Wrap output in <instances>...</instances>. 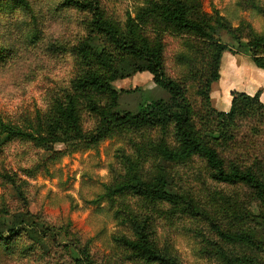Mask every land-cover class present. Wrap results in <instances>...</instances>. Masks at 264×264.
I'll return each instance as SVG.
<instances>
[{
	"label": "rangeland",
	"instance_id": "1",
	"mask_svg": "<svg viewBox=\"0 0 264 264\" xmlns=\"http://www.w3.org/2000/svg\"><path fill=\"white\" fill-rule=\"evenodd\" d=\"M88 1L93 0H82L81 5ZM182 1L191 19L204 23L209 34L232 49L234 57L251 62L249 43L255 36L264 38V0ZM96 2L104 18L121 32L126 31L129 16L135 19L138 10L148 6V0ZM90 22L87 37L72 50L74 66L71 57L64 64V50L54 33L55 57L50 58L48 52H41L40 57L46 65L59 61L55 72L37 71L22 81L0 80L1 120L32 133L48 121L58 101L76 98L74 86L85 72L103 75L123 61L112 83L119 93L115 101L93 92L75 99L85 139L76 141L69 134L61 135L62 142L37 145L0 132V233L4 235L0 264H18L20 259L32 264H147L132 258L122 243L135 239L134 219L149 225L155 247L178 264H226L222 252L264 264L262 208L251 190L217 182L199 158L183 163L163 161L151 143L164 140L174 146L172 127L165 137L160 129L114 127L113 112L138 114L152 102H163L171 110L174 105L151 74L140 72L135 60L122 58L105 37L92 32ZM141 34L152 42L162 39L165 73L183 87L201 139L217 151L228 169L251 170L264 182V107L244 103L234 119L218 117V113L230 112L233 101L231 92L222 89L234 85L233 91H240L248 80L229 74L223 83L213 82L212 53L206 40L163 32L152 22L142 26ZM8 41L5 37L3 42ZM259 54L264 56L263 51ZM102 55L106 61L100 63L98 56ZM230 56L224 54L222 64ZM251 82L260 84L259 79ZM95 107L98 113L92 110ZM102 133L99 141H92ZM133 176L147 183L164 181L165 190L188 205L193 203L195 212L165 202L151 204L129 192L111 197L114 188ZM212 222L226 232L248 234L255 245L224 243ZM13 232L18 235L11 239Z\"/></svg>",
	"mask_w": 264,
	"mask_h": 264
},
{
	"label": "trees",
	"instance_id": "2",
	"mask_svg": "<svg viewBox=\"0 0 264 264\" xmlns=\"http://www.w3.org/2000/svg\"><path fill=\"white\" fill-rule=\"evenodd\" d=\"M81 7L87 9L91 15L92 19L89 27L92 32L105 37L122 58L132 59L139 63L140 72L145 71L151 74L156 85L168 92L173 101V110L169 109L163 102H152L142 107L138 114L125 113L121 116L113 112L111 113V119L114 127L118 130L160 129L163 137L167 135L169 128L172 127L174 146L169 145L164 140L157 144L151 143V148L157 156L167 163H183L193 158L203 160L217 182L232 186L242 185L254 193L256 200L261 205V220L264 222V182L251 170H242L238 166H232L228 169L217 151L201 139L192 123V110L183 87L165 73L162 39L157 37L152 42L141 34V28L152 22L160 26L163 32L169 31L178 36H192L210 42L212 53L210 66L211 71L214 73L213 82H219L220 80L223 55L229 53L235 56L232 49L209 34L210 29H207L204 23L191 19L189 17L190 9L182 0H148V6L140 8L135 19L131 16L128 17L125 32H121L118 27L104 18L96 0L88 1ZM248 47L251 50L252 64L257 69L264 71V56L259 54L262 51L264 52V38L255 36ZM90 54L93 55V53ZM86 59L88 58L86 57ZM98 60L100 63L106 61L104 55L98 56ZM122 62L118 61L116 67L112 65L111 71L109 69L103 75L90 71L85 72L82 79L74 86L75 97L79 98L83 94L87 95L93 92L99 95H109L112 101H115L119 93L113 90L112 83L119 77V65ZM120 78H124L123 75ZM231 95L233 101L230 112L228 114L218 113L219 118L234 119L241 104L244 103L254 102L264 107L260 101V93H257L254 97L238 92H233ZM76 98L69 96L66 102L58 101L48 121L43 127L32 129V133L5 124L1 118L0 132L11 137L26 138L37 145L62 142L61 135L67 136L69 134L75 137L76 141H81L86 136L79 127ZM113 107H115L114 104ZM92 110L99 112L97 107ZM104 134H108V131H105ZM103 136L102 133V135L91 139L93 142L99 141ZM165 189L166 183L164 181L147 183L133 176L122 187L116 190L114 188L111 191V197L119 193L129 192L151 204L165 202L176 208L186 207L195 212L196 208L193 203L188 205V201L168 193ZM212 226L218 237L226 244L248 247L255 245L253 239L246 233L226 232L213 222ZM132 227L135 232V239H123L122 241L124 247L131 252L132 258L144 261L147 264H178L167 252H162L155 247L150 239L147 223H140L134 219ZM17 235L18 232H13L10 237L12 239ZM3 238L4 235L0 233V242L4 240ZM220 257L226 264H253L252 260L246 256L232 258L222 252Z\"/></svg>",
	"mask_w": 264,
	"mask_h": 264
},
{
	"label": "clouds",
	"instance_id": "3",
	"mask_svg": "<svg viewBox=\"0 0 264 264\" xmlns=\"http://www.w3.org/2000/svg\"><path fill=\"white\" fill-rule=\"evenodd\" d=\"M82 0H0V80L22 81L37 71L55 72L60 62L46 65L40 57L48 52L50 58L53 34L64 50V64L75 56L72 50L87 37L91 16L81 7ZM5 37L8 42H3ZM15 41V42H13ZM28 246V245H25ZM18 264H32L20 259Z\"/></svg>",
	"mask_w": 264,
	"mask_h": 264
},
{
	"label": "crops",
	"instance_id": "4",
	"mask_svg": "<svg viewBox=\"0 0 264 264\" xmlns=\"http://www.w3.org/2000/svg\"><path fill=\"white\" fill-rule=\"evenodd\" d=\"M226 55V54H225ZM221 78L219 81V84L223 83L224 80L230 76L232 78H236L240 80L241 78L248 80V85L243 86L240 88V91H233L235 86L231 85L230 87H227L226 89H222L226 92H238V93H244L249 96H254L258 92H260V100L264 104V71L257 69L252 62L245 60V59H237L234 56H230L227 58L226 61L221 66ZM254 79H259L260 84L253 85L251 82ZM230 106V103L225 105L224 109L227 110Z\"/></svg>",
	"mask_w": 264,
	"mask_h": 264
}]
</instances>
